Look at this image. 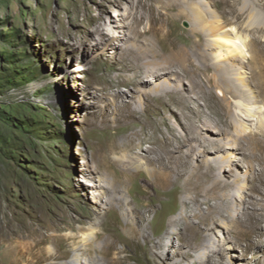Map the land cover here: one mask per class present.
<instances>
[{
	"label": "rangeland",
	"instance_id": "1",
	"mask_svg": "<svg viewBox=\"0 0 264 264\" xmlns=\"http://www.w3.org/2000/svg\"><path fill=\"white\" fill-rule=\"evenodd\" d=\"M200 2L204 10L215 12L217 24L225 26L223 31L238 27V23L224 25L220 11L209 0ZM160 8L158 0H0V264H30L28 255L39 239L49 237L55 229L60 230L59 249H69L65 241V234L70 231L67 228L94 222L98 211L102 206L108 207L107 201L114 194L106 187L100 195L95 186L112 183L116 176L123 178L131 160L153 167L147 157H158L160 151L148 152L158 145L162 133L169 128L182 136L187 130L166 107L140 92L150 91L152 84L122 83L133 75L127 46H143L152 40L148 30L156 26L153 19ZM135 12L141 19L137 31L146 33L139 42L122 41L117 45L104 37L122 32L130 35V28L123 26L130 24ZM245 20L243 24L249 21ZM173 21L171 29L177 36L188 33L192 25L186 16H176ZM244 31L240 32L242 36L257 41L254 53L245 48L246 58L240 57L237 71L229 75L246 96L243 99L229 95L234 116L239 104L264 110L258 83L243 79L250 77L247 58L252 54L264 58V32ZM78 69L83 70L77 72ZM184 84L189 87V80L185 79ZM213 90L212 96L207 93L211 110L206 112L218 118L222 110L218 90ZM200 103L204 105L205 101ZM130 109L134 113L128 117ZM258 118L256 114L245 120L248 131H256ZM152 127L143 133L144 128ZM141 140L145 142L139 147ZM222 140L229 142L230 147L227 145L229 148H224L221 156L238 160L234 162L238 169L233 168L240 182L226 191L230 203L238 195L263 209L264 200L255 189L258 166L255 165L256 170L249 169L244 157L248 152L239 150L232 138ZM105 154L107 165L103 162ZM128 188L130 193L126 189L115 192L118 198L114 210L101 219L103 226L114 230L117 264H175L177 257L173 262L156 260L155 249L150 251L146 240L130 234L129 229H147L152 239L162 240L164 251L169 243L173 244L172 254L186 251L182 244L189 236L181 226L171 224V220L182 215L185 195L160 197L142 172L129 181ZM142 188L146 193H142ZM145 203L151 204L142 212L145 221L135 224L130 215L127 219L123 216V212L128 214ZM249 210H253V205ZM226 223L241 231L248 227L247 217L236 213ZM210 229L203 233L206 240L217 242L223 251L246 264H264V247L247 248V244L257 245L264 239V228L263 236L251 241L237 239L238 235L226 241L223 225H211ZM96 241L99 248L107 242L104 238ZM68 255L71 258L73 253ZM84 257L86 264H107L97 251L85 253Z\"/></svg>",
	"mask_w": 264,
	"mask_h": 264
},
{
	"label": "bare ground",
	"instance_id": "2",
	"mask_svg": "<svg viewBox=\"0 0 264 264\" xmlns=\"http://www.w3.org/2000/svg\"><path fill=\"white\" fill-rule=\"evenodd\" d=\"M158 2L161 10L153 19L156 26L147 29L152 40L143 46L130 44L126 48L132 58L129 70L133 75L130 79H123L122 83L152 84L150 91L142 89L140 92L148 94L152 102L166 107L171 115L177 117L179 123L186 126L187 130L182 136L176 135L169 128L167 133H162L158 145L148 152L151 154L156 150L160 151L158 157L152 158L150 155L147 157L152 160L153 167L143 166L131 160L125 166L126 172L123 178L116 176L112 183L106 182V185L95 186L100 191V195L104 194L106 187L108 190H114V194L107 201L108 207L102 206L97 218L88 226L67 228L70 231L65 234V241L69 249H59L57 233L60 230L58 229H55V233L49 237L40 238L32 254L28 255L30 264H86L84 254L96 253V251L101 254L105 263L117 264L119 259L115 256L117 248L113 237L114 230L109 225L103 226L101 219L114 210L117 197L115 192H118V189H126L130 193L128 183L135 180L139 172L146 174L160 197L185 195L182 215L178 219L171 220V224L181 226L180 229L189 236V240L182 244V248H186V251L177 250L176 254H172L173 244L170 243L167 244L168 250L164 251L162 240L152 239L147 229H129L130 234L141 236L146 240L150 251L155 249L153 255L156 260L173 262L177 257L175 264H246L238 256L223 251L217 242L206 240L203 233L210 231L211 225L219 224L227 230L226 241H232L234 235H238L237 239L251 241L264 234L261 232L264 228V207L258 208V203H252L238 195L234 196L235 202L230 203L226 191L240 182V177L235 174L238 165L234 162L238 160L234 157L221 156L224 148L230 147L229 142L225 143L222 138H232L239 150L248 152L244 157L249 169L256 170L255 165L258 166L255 189L259 198L264 200V110L260 107L244 106V108L239 104L234 116L230 97L235 98L240 95L244 99L246 96L242 93L243 88L229 77L238 69L239 58H246L244 49L247 48L250 53L255 51L257 40H248L241 35L242 31L264 32V0H209V3L220 11L224 25L238 23L235 31H223L225 26L217 24L215 12L204 10L200 0H158ZM176 16H186L191 20L192 25L188 33L177 36L171 29ZM131 17L130 24L123 26L130 28V35L122 32L114 37L108 35L104 37L117 45L122 41L139 42L146 33L137 31L141 23L137 12L131 14ZM246 18L249 21L243 24ZM207 41L212 43L211 46ZM255 56L252 54L247 58L245 63L250 70V77L243 79L245 82L246 78L253 79L258 83L260 94L264 99V58L258 59V56ZM82 70L78 69L77 72ZM185 79L189 80V87L185 86ZM213 89L218 90L219 105L222 110L218 113V118H213L206 112V109L211 110L207 93L212 96ZM200 100H204L205 104L202 105ZM133 113V109H130L127 116L130 117ZM256 114H259L256 131H248L245 120ZM150 129L154 127L144 128L143 133ZM232 130L234 133L231 132ZM152 135L148 137L149 140H152ZM144 142L141 140L139 147ZM106 160L107 154L103 160L105 165H107ZM194 161H197V165H193ZM142 193H146V189L142 188ZM122 197L126 199L124 194ZM201 198L207 205L206 209L202 208ZM150 205L145 203L130 210L128 214L124 212L122 214L125 218L130 215L135 220V224L140 223L145 221L142 214L144 208ZM250 205H253V210H249ZM233 213L238 217H247L248 227L244 231L237 227H228L226 222ZM101 238L107 242L99 248L96 239ZM47 243L49 246L46 245ZM94 243H97L96 246ZM256 247L263 248L264 239L257 245L252 242L247 244L248 249ZM70 251L73 253L71 258L68 255Z\"/></svg>",
	"mask_w": 264,
	"mask_h": 264
}]
</instances>
